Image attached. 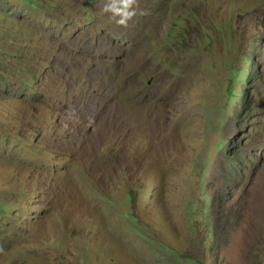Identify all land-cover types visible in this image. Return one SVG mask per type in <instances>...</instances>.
Listing matches in <instances>:
<instances>
[{
  "label": "rangeland",
  "instance_id": "1",
  "mask_svg": "<svg viewBox=\"0 0 264 264\" xmlns=\"http://www.w3.org/2000/svg\"><path fill=\"white\" fill-rule=\"evenodd\" d=\"M0 0V264H264V0Z\"/></svg>",
  "mask_w": 264,
  "mask_h": 264
},
{
  "label": "clouds",
  "instance_id": "2",
  "mask_svg": "<svg viewBox=\"0 0 264 264\" xmlns=\"http://www.w3.org/2000/svg\"><path fill=\"white\" fill-rule=\"evenodd\" d=\"M137 0H106L101 11L117 27L127 28L129 21L136 15Z\"/></svg>",
  "mask_w": 264,
  "mask_h": 264
}]
</instances>
